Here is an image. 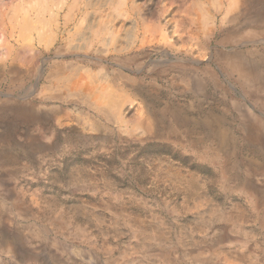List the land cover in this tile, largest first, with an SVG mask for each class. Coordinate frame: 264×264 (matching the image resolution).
<instances>
[{"label":"rangeland","instance_id":"374dc122","mask_svg":"<svg viewBox=\"0 0 264 264\" xmlns=\"http://www.w3.org/2000/svg\"><path fill=\"white\" fill-rule=\"evenodd\" d=\"M0 264H264V0H0Z\"/></svg>","mask_w":264,"mask_h":264},{"label":"bare ground","instance_id":"6f19581e","mask_svg":"<svg viewBox=\"0 0 264 264\" xmlns=\"http://www.w3.org/2000/svg\"><path fill=\"white\" fill-rule=\"evenodd\" d=\"M9 250H11V249H9Z\"/></svg>","mask_w":264,"mask_h":264}]
</instances>
